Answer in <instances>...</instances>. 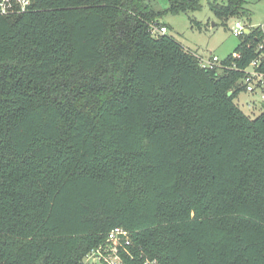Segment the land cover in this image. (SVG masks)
Returning <instances> with one entry per match:
<instances>
[{
    "label": "trees",
    "instance_id": "obj_1",
    "mask_svg": "<svg viewBox=\"0 0 264 264\" xmlns=\"http://www.w3.org/2000/svg\"><path fill=\"white\" fill-rule=\"evenodd\" d=\"M165 2L0 15V264H85L116 227L126 264H264V108L252 119L235 103L264 32L248 27L206 70L149 32L202 0ZM246 4L209 7L225 25Z\"/></svg>",
    "mask_w": 264,
    "mask_h": 264
},
{
    "label": "rangeland",
    "instance_id": "obj_2",
    "mask_svg": "<svg viewBox=\"0 0 264 264\" xmlns=\"http://www.w3.org/2000/svg\"><path fill=\"white\" fill-rule=\"evenodd\" d=\"M215 2L226 4L227 0H202L200 11L179 15L166 14L159 20L167 27V35L187 50L199 55L216 56L223 61L235 51L240 42L239 37L232 33L236 23L241 22L243 26L250 28H261L264 32V0H247V17L231 18L225 25L210 10V3ZM160 8H167L165 0H160ZM235 103L247 116L254 119L263 112V93L260 89L254 93L242 91Z\"/></svg>",
    "mask_w": 264,
    "mask_h": 264
},
{
    "label": "built area",
    "instance_id": "obj_3",
    "mask_svg": "<svg viewBox=\"0 0 264 264\" xmlns=\"http://www.w3.org/2000/svg\"><path fill=\"white\" fill-rule=\"evenodd\" d=\"M30 4L31 0H0V15L9 16L22 13L27 10ZM245 30H249L248 26H243L241 22H238L236 23V28L232 30V33L234 36L240 37L245 33ZM149 32L152 36L157 37L167 35L168 29L162 23L153 22L150 24ZM263 49V45L258 47V51H262ZM195 55L199 61V65L203 69L214 70L216 68L222 69L223 67L222 61L216 56H204L197 53H195ZM234 56L237 57V55ZM263 58L264 53L262 52V54L244 70L245 76L242 83L249 93H254L257 89H260L264 98V74L258 71ZM132 246L133 243L130 232L122 227H116L108 233L106 241L102 245L92 250V252L86 256L85 264H126L127 259L134 257V253L131 250ZM145 264L158 263L156 261L146 260Z\"/></svg>",
    "mask_w": 264,
    "mask_h": 264
},
{
    "label": "water",
    "instance_id": "obj_4",
    "mask_svg": "<svg viewBox=\"0 0 264 264\" xmlns=\"http://www.w3.org/2000/svg\"><path fill=\"white\" fill-rule=\"evenodd\" d=\"M250 33H251L250 30H245V33H244V34H247V35H248V34H250ZM231 94H232V93H229V96H231ZM263 108H264V105H263Z\"/></svg>",
    "mask_w": 264,
    "mask_h": 264
}]
</instances>
